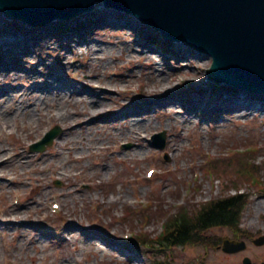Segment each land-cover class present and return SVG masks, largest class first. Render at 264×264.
Listing matches in <instances>:
<instances>
[{
    "label": "rangeland",
    "instance_id": "rangeland-1",
    "mask_svg": "<svg viewBox=\"0 0 264 264\" xmlns=\"http://www.w3.org/2000/svg\"><path fill=\"white\" fill-rule=\"evenodd\" d=\"M100 10H108L112 18L120 15L124 23L114 21L111 27L102 19L94 26L91 19ZM118 11L99 7L73 18L75 24L57 20L42 29L41 25L31 26L30 38L36 39H29L26 50L19 45H0V125L10 126L6 132L0 129V154L8 150L7 156L17 158L5 163L0 160V264H130L132 256L138 264H155L165 258L169 264H223L220 258L227 255L223 238L235 237L231 228L206 230L200 242L215 244L210 249L196 242L158 251L157 240L170 217L182 211L194 215L205 203L235 194L241 195L243 204L238 236L246 243L238 250L240 262L245 264L244 258L249 257L250 264H264V245L252 241L264 235V109L244 116L197 109L200 107L187 111L188 95H198L202 107L216 100L214 93L238 94L220 92L222 89L215 90L218 87L206 82L212 63L208 54L183 41H168L152 26H143L136 17H124ZM17 25L0 12V42L17 38L19 34L13 35ZM21 26L29 23L21 21ZM41 30L49 35L44 37ZM123 43L133 45L124 54L136 58L149 47L159 59L158 69L165 72V89L150 75L154 66L144 57L124 61L118 52ZM97 45L103 50L94 57L92 48ZM52 74L70 82L72 87L67 89L75 91L71 97L82 94L109 103L108 97L117 96L119 107L109 103L97 112L89 111L85 118L89 130L77 126L74 132L70 129L76 125L74 121L63 123L51 114L58 111L52 96L46 104L20 108L21 100L24 106L37 103L31 91L38 89L30 90V83H53ZM127 87L133 93L123 99L119 93ZM139 90L144 93L142 98ZM253 95L257 105L264 106V95ZM164 96H173L178 110L163 107ZM69 100L73 108L74 101ZM146 101L148 106L136 117L141 122L152 121L143 129L135 127L130 117L103 116L119 111L123 104ZM83 105L84 100L78 101L72 111ZM185 111L190 122H182ZM33 114L36 118L32 120ZM175 114L180 119L169 122ZM56 125L61 132L52 145L32 151L31 145ZM163 130L166 139L161 149L152 143V136ZM137 131L144 137L136 136ZM91 134L103 142L88 147L85 137ZM103 146L108 149L102 150ZM149 169H155L151 177L147 176ZM55 202L60 205L56 212ZM137 234L135 240L126 237ZM143 238L150 244L145 245ZM95 244L108 249L103 254Z\"/></svg>",
    "mask_w": 264,
    "mask_h": 264
},
{
    "label": "water",
    "instance_id": "water-1",
    "mask_svg": "<svg viewBox=\"0 0 264 264\" xmlns=\"http://www.w3.org/2000/svg\"><path fill=\"white\" fill-rule=\"evenodd\" d=\"M105 7L136 16L168 41H183L213 59L211 80L264 95V0H0L8 18L46 24L71 20ZM58 130L36 148L45 149ZM165 146V133L156 135ZM264 244V236L255 240ZM245 242L224 238V250L245 248ZM245 264L251 259L245 258Z\"/></svg>",
    "mask_w": 264,
    "mask_h": 264
},
{
    "label": "bare ground",
    "instance_id": "bare-ground-1",
    "mask_svg": "<svg viewBox=\"0 0 264 264\" xmlns=\"http://www.w3.org/2000/svg\"><path fill=\"white\" fill-rule=\"evenodd\" d=\"M87 13V12H86ZM110 14L108 11L106 10H100L98 12H95V14L93 15V19H91L92 23H94V26H98L100 25V22L102 19H105L103 20L104 21V24L106 25H109L111 27H114L115 26V22H118V23H121L123 24L124 22H121L122 19H120V15H115L113 18L111 17V15H108ZM127 15V14H126ZM110 16V17H109ZM128 16V15H127ZM125 21H128V22H131L132 20H125ZM34 27V26H32ZM31 26H27V27H22L21 25H18L16 28L17 30L16 31H13V35H18L19 36H16L17 38L13 37V38H8L6 41H1L0 42V45H4V46H8V47H12V45H19L20 48L22 50H26L28 48V44H29V39H32V40H35L36 39V36H34L33 38H30V34H33V29H32ZM45 26H39V28H43ZM37 27H35L34 29H36ZM127 28V27H126ZM41 32H43L44 34V37H46V35L48 36L49 33H47V31H43L41 30ZM13 42V43H12ZM85 43H88L87 39H85ZM146 49L144 52H142L140 55H138L137 58L141 59V58H145L146 62H149L151 65L154 66V70L152 71V73L150 74L151 76H155L154 78V81L156 82V84L159 85V87L161 89H165L166 86H167V82L164 81L166 79L165 77V72L164 71H160L158 69V65H159V59L158 57H156L152 52L151 50L149 49V47L146 45L145 46ZM131 49H133V45L131 43H123L121 46L118 47V52L119 54L124 57V61H127V60H130V61H134L135 59H137L133 54H124L126 53L127 51H131ZM93 50V55L94 57H98L97 53H98V50H103L102 46H95L94 48H92ZM196 54H199V53H196L195 52V55ZM210 58H212L211 56H209ZM116 58V57H115ZM205 65H208V63L206 62ZM6 70V69H4ZM197 72V71H196ZM2 74V72H0V75ZM50 77H52V79H54V82L53 83H50L49 81H43V84L42 85H37L35 83L31 84V86L29 87L30 90L31 89H38V91H31L32 94L35 95V98H36V101L37 103H34V104H31V105H27V106H24L23 105V100H21L19 102V107L20 108H24V109H28L29 107H32V106H38V104H46L47 102H50V98L51 96L53 97L52 100H56V105L55 107L57 108L58 111H51V114L56 117V119H60L63 123L65 122H68V121H74L76 123V125H73L71 126V131H75V129L77 128V126L79 127H82V126H85L86 129L89 130V126H90V123L88 120H85V118L89 115V111L94 113V112H97L99 108H101L102 106H106V105H109V103H113L115 104V106H118V98L117 96L112 97H108L107 99L109 100V103H106L105 100L103 98H95V97H92V96H84V95H80L79 97H71L72 95V92H75L74 90L71 91L70 89H67V87H72V85H69L68 81H63L59 75H50ZM33 79V78H32ZM32 81V80H30ZM27 85V84H26ZM45 90L43 92H41V94L39 95H36L37 92H40V90ZM4 91L5 88H4ZM19 92H21V89L19 90ZM47 92V93H46ZM139 92H143L142 90H139ZM225 92H228V91H225ZM46 93V94H45ZM133 93V90L130 88V87H127L123 93H119V94H122V98L123 99H126V98H130L131 97V94ZM238 95V97H230V95L228 94V96H218L216 93H214L215 97H216V100L214 98V102L213 103H210L209 105H204V106H200L201 103H199V100L196 98L198 95H196V97H191L190 95H188L186 98H185V104L188 105V109L187 111H189L190 109L192 108H197V107H200V108H197V109H203L205 111H209V110H212L216 113H219V112H235L237 113L238 115L240 116H244L246 113H252V112H249L251 110H254V111H257V110H263L264 109V106H258L256 102V98L257 96L251 94L250 92H247L246 90H238L236 92ZM187 94V93H186ZM190 94V93H188ZM217 95V96H216ZM201 96V95H199ZM23 99V97H21ZM73 100L74 102V107L73 108H70V100ZM163 99V102L165 103L163 107H166V109L168 110H178V101L174 99L173 96H164L162 97ZM84 100V105H83V108L81 110H77L75 112H73L72 110L76 109V105L78 103V101H83ZM27 101V100H26ZM122 102V101H121ZM123 108H121L119 111H116V112H112L111 110V113L110 112H105L103 113V116H108V115H115L114 118H117L119 116H123L125 118L127 117H130V121L131 122H134L135 123L133 124L135 127H139L140 129H143V127L145 126V123L146 125L150 122H152L151 120H146L145 122H141L139 121L136 117L141 114L142 110L144 108H146L148 105H147V101L144 102V103H130L129 105H124L123 104ZM17 108L16 109V112H18V110H20V108ZM119 107V106H118ZM259 107V108H258ZM3 109V108H2ZM25 111V110H24ZM30 114V113H28ZM74 115L77 116V118H74ZM187 115V116H186ZM131 116H132V119H131ZM36 118V116L33 114V115H30V119H34ZM183 118L182 119V122H190L192 120V118L190 116H188L187 112L185 111L184 114H183ZM180 119L179 115L178 114H175V115H172L171 118L169 119V122H175V121H178ZM31 121V120H30ZM33 122V121H31ZM10 126H7L6 123H3L0 125V129L4 132H6L7 129H9ZM28 133L31 132V130H28L26 131ZM14 133L13 131H10L9 134H12ZM101 136V135H99ZM136 136H140V137H144V134L143 133H139V131L136 132ZM91 137V138H89ZM145 139V138H144ZM85 140H87V146L88 147H93L92 145H99V143H102L103 142V138L101 137H96L94 134H91L89 136H86L85 137ZM1 146V145H0ZM102 150H107L108 149V146H103L101 147ZM67 150H70V148H67ZM136 153V151H134ZM8 155V150H6L4 152V154H0V160L3 161L4 163L7 161V159H9L10 161L12 160H16L17 158H14L13 155L11 156H7ZM4 160H3V159ZM42 158V157H41ZM21 160H18L17 161V164L19 165V162ZM23 167V165L21 166ZM67 174V173H66ZM65 174V175H66ZM19 182L22 181L21 179L18 180ZM62 195V193H61ZM262 202V200H259V204ZM260 210L258 208L257 210V213H259ZM91 239H93V237L89 236ZM42 239V238H41ZM40 239V240H41ZM214 240V239H213ZM92 241V240H90ZM97 247H100L103 249V254L105 252V249H108L106 248L107 245H99V244H95ZM208 249H210V246H207ZM225 251V250H224ZM226 254L227 255H222V257L220 258V261H222L223 264H241L240 262V258L241 255L239 254V251H234V252H228L226 251ZM134 256L132 257H129V261H130V264H138V262L136 261L135 258H133ZM132 258V259H131Z\"/></svg>",
    "mask_w": 264,
    "mask_h": 264
},
{
    "label": "trees",
    "instance_id": "trees-1",
    "mask_svg": "<svg viewBox=\"0 0 264 264\" xmlns=\"http://www.w3.org/2000/svg\"><path fill=\"white\" fill-rule=\"evenodd\" d=\"M240 196L228 197L205 204L194 215L186 211L178 213L172 223L166 241L167 244H189L200 242L202 234L215 226L238 227L243 209Z\"/></svg>",
    "mask_w": 264,
    "mask_h": 264
}]
</instances>
